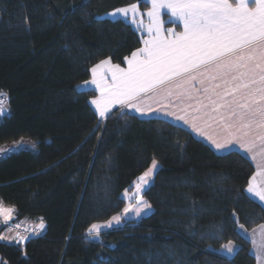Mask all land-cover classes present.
I'll return each mask as SVG.
<instances>
[{
    "label": "trees",
    "instance_id": "trees-1",
    "mask_svg": "<svg viewBox=\"0 0 264 264\" xmlns=\"http://www.w3.org/2000/svg\"><path fill=\"white\" fill-rule=\"evenodd\" d=\"M142 0H0V199L13 221L38 227L22 244L0 241L3 264H256L238 224H264L246 194L255 169L243 155H218L189 131L161 119L114 111L102 123L79 90L90 69L141 47L131 25L106 16ZM155 158L143 194L150 215L88 237L125 207ZM238 218V220H237ZM2 222V223H10ZM6 230L0 225V234ZM10 233V232H9ZM229 241L237 251L222 255Z\"/></svg>",
    "mask_w": 264,
    "mask_h": 264
},
{
    "label": "snow or ice",
    "instance_id": "snow-or-ice-1",
    "mask_svg": "<svg viewBox=\"0 0 264 264\" xmlns=\"http://www.w3.org/2000/svg\"><path fill=\"white\" fill-rule=\"evenodd\" d=\"M142 2L150 4L147 23L137 3L116 8L110 15L128 19L146 34L143 46L124 57L126 67L113 63L111 57L100 60L90 69L91 80L85 82V86H94V91L99 92L90 101L99 122L110 118L117 106L119 112L131 109L141 116L152 115L139 104L146 94H153L159 102L175 96L184 105V114L167 111L166 115L204 136L217 151L232 154L239 150L256 162L257 171L245 191L264 204V181L256 182L257 176L264 177V0ZM164 10L168 12L167 20L163 18ZM169 21H179L182 30L166 27ZM188 109H192L191 115ZM5 114L0 104V116ZM213 122L220 126L221 138L206 135L202 127ZM257 142L260 150L254 153ZM6 151L0 149V155ZM158 169L159 162L153 158L151 166L137 178L132 195L125 191L130 202L123 213L112 216L105 224H92L87 229L89 236L99 237L103 228L113 227V222L119 225L129 215L140 217L151 211L152 205L143 194ZM14 212V207H5L0 199V222H7ZM39 219L43 230V218ZM238 227L247 232L243 224ZM6 239L0 235V241ZM27 239L19 236L15 242L22 244ZM252 244L256 260L264 264V234L259 243L253 238ZM236 247L229 241L223 249L233 254Z\"/></svg>",
    "mask_w": 264,
    "mask_h": 264
},
{
    "label": "crops",
    "instance_id": "crops-1",
    "mask_svg": "<svg viewBox=\"0 0 264 264\" xmlns=\"http://www.w3.org/2000/svg\"><path fill=\"white\" fill-rule=\"evenodd\" d=\"M147 6L149 8L150 7V4H147ZM148 8L146 10H143L140 7V12L145 14L143 16V19H144V22L145 23H147L146 12H147ZM167 17H168V12H167V10H164V12H163V18L165 20H167ZM106 18H108L110 20H113V21H115V20H123L126 23H128L129 25H131L132 28L138 33V35H139V37L141 39V47L143 46L142 40L143 39H147V35L141 33L136 28V26L133 25L128 19H126L124 17H121L119 15H117L116 17H113V16L110 15V13L106 16ZM165 26L166 27L174 28L176 31H181L182 30V26L180 25V22L179 21H169L168 23H166ZM126 66H127L126 63L124 62V65L121 66V67H126ZM91 78H90V80H91ZM79 90L80 91H84V92H87V91L94 92L95 97L99 96V92L98 91H94V86H91V85L85 86V83H83V84H81L79 86ZM95 97H93L92 99H94ZM139 104H140V107L142 108V110H144V111H152L153 114L152 115L141 116L139 113H137V112H135L134 110H131V109H125V111H128L129 113H131V114H133V115H135V116H137V117H139L141 119H146V120H149V119H161V120H165V121H167L169 123H172V124H174L176 126H179L181 128L186 129L197 140H199V141L205 143L206 145H208L216 154H218V155L228 154V153H224V152L217 151L212 146V144L210 143V141L207 140L204 136L197 135L196 132H193L191 130V128L188 125L184 124L182 121H179V120L175 119L173 116H169V115H166L165 114V112H167V111H174L178 115H183L184 114V112L181 110L184 107V105L180 104V102L175 99V96H173L170 99H166L163 102H159L158 98H153V94L149 93V94L144 95L141 98V100L139 101ZM91 107L94 110V106L91 105ZM118 107L119 106H117L116 108H114L113 109V112L116 111L118 109ZM188 113H189V115H191L192 114V109H188ZM197 123H201V122L198 121ZM202 127L204 128V131H205L206 135H214L217 138H221L222 137V132H221L220 126L218 124H216V123L213 122V123L210 124V126H204V125H202ZM259 150H260V145H259V142H257V148L254 149V153L259 152ZM233 152L239 153V154L243 155L245 158H247L252 163V165H253V167L255 169V172L257 171V168L255 166V163L256 162L251 161L250 158H248L247 156H245V154L243 152H240L239 150H233ZM259 160H260V157H259V155H257V161H259ZM262 181H264V177L257 176L256 182L257 183H260ZM247 195L249 196V198H251L255 202L259 203L264 208V204H261V202L258 199H255V198L251 197L249 194H247ZM13 219H14V217L12 216V219L10 221H13ZM262 226H264V224L263 225H260V226H258L256 228H254L252 230H247L246 233L245 232H242L240 230V228L238 229L239 230V233L250 242V244H251V254L253 255L254 258L256 257V253H255V251L253 249L252 239L254 238L257 241V243L260 242V240L262 238V234H264V227H262ZM2 234L5 235L8 240H10V241H12L14 243H16L15 241L19 237L14 232H10L9 233V232L3 231L1 233V235ZM237 248L238 247H236V251H237ZM222 250H221V253H222ZM236 251L233 254H228V253L227 254H224V253H222V255L225 256L228 259H232L234 257V255H235ZM255 260H256V258H255ZM256 264H259V262L257 260H256Z\"/></svg>",
    "mask_w": 264,
    "mask_h": 264
},
{
    "label": "built area",
    "instance_id": "built-area-1",
    "mask_svg": "<svg viewBox=\"0 0 264 264\" xmlns=\"http://www.w3.org/2000/svg\"><path fill=\"white\" fill-rule=\"evenodd\" d=\"M0 104L3 105V107L5 108V110H7L8 107V99L4 96V95H0ZM14 152V149L9 148L7 153L11 154ZM4 155H0V159L3 157ZM0 225H4L6 230L9 232H14L16 233L18 236H25L31 238V237H37V236H41L43 233V230H41L40 228H36V227H31L28 226L27 224H24L22 222H10V223H2L0 222ZM16 225H19V227H17ZM36 233H39V235H37Z\"/></svg>",
    "mask_w": 264,
    "mask_h": 264
},
{
    "label": "rangeland",
    "instance_id": "rangeland-1",
    "mask_svg": "<svg viewBox=\"0 0 264 264\" xmlns=\"http://www.w3.org/2000/svg\"><path fill=\"white\" fill-rule=\"evenodd\" d=\"M7 113H8V110H6V114H7ZM6 114H5V115H6ZM5 115H4V116H5ZM2 117H3V116H0V120H1ZM159 168H160V164H159ZM156 173H157V171L153 173V175H152V180H151V182H150L149 187L153 184ZM136 182H137V181H136ZM136 182H135V183H136ZM135 183H134V185H135ZM134 185H133L132 189H130V190L127 191V193H128L129 196H131L132 193L135 191V187H134ZM149 187H148V188H149ZM122 197H123V199H124V201H125V207H126L130 201L126 198V196H125V192L123 193V196H122ZM131 202H132V203H135L134 200H132ZM125 207H124V208H125ZM152 211H153V210L151 209V211L147 212L146 215L142 213L140 217H135L134 215H129V216H127L126 218L122 219L119 225H116L115 222H113V227H111V228H107V227L103 228L102 231H101V233H100V235H101L102 233L108 231L109 229L116 228V227H119V226H123L124 223L127 222V221H132V220H136V221H138V220H140L141 218L150 215ZM122 213H123V210H122V212H121L120 214H118V215H121ZM12 216H13V214H12ZM12 216H11V218H10L8 221H10V220L12 219ZM105 223H106V222H101V223H99V224H105ZM39 225H40V223L38 224V227H39ZM39 228H40V227H39ZM43 230H44V229H43ZM0 235H1V234H0ZM2 235H3V234H2ZM100 235H99V237H96V236H89V234H88V237H89L90 239H92V240H99ZM3 236H5V235H3ZM5 237H6V236H5ZM6 238H7V237H6ZM3 242H12V241L6 239V240L3 241ZM222 253L227 254V252H226L224 249L222 250Z\"/></svg>",
    "mask_w": 264,
    "mask_h": 264
}]
</instances>
